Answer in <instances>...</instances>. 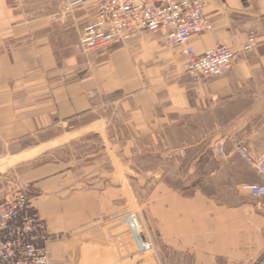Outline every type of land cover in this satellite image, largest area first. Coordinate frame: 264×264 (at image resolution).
<instances>
[{
	"label": "crops",
	"instance_id": "crops-1",
	"mask_svg": "<svg viewBox=\"0 0 264 264\" xmlns=\"http://www.w3.org/2000/svg\"><path fill=\"white\" fill-rule=\"evenodd\" d=\"M205 1L213 29L191 38L197 53L241 54L228 73L193 79L161 32L83 51L96 0H0V164L34 143H99L0 169V201L30 191L51 264H101L123 198L141 195L159 258L135 264H264V197L242 189L263 177L238 149L264 158V0Z\"/></svg>",
	"mask_w": 264,
	"mask_h": 264
},
{
	"label": "built area",
	"instance_id": "built-area-1",
	"mask_svg": "<svg viewBox=\"0 0 264 264\" xmlns=\"http://www.w3.org/2000/svg\"><path fill=\"white\" fill-rule=\"evenodd\" d=\"M82 3L83 0H70L68 7ZM205 7V0H96L95 18L84 27L80 45L87 52L109 48L142 31L161 32L164 45L182 49L184 69L190 77L224 75L239 59V51L217 44L199 54L191 43L194 35L213 29ZM256 44V34L251 32L245 49ZM238 149L263 177L262 182L243 184L242 189L254 197H264V158L253 157L243 145ZM125 236L130 238L129 244ZM109 237L121 239L125 248H133L135 252L156 251L148 225L136 212L114 222L106 232V239ZM49 238L47 224L26 187L19 188L14 198L0 201V264H51L45 246Z\"/></svg>",
	"mask_w": 264,
	"mask_h": 264
},
{
	"label": "rangeland",
	"instance_id": "rangeland-1",
	"mask_svg": "<svg viewBox=\"0 0 264 264\" xmlns=\"http://www.w3.org/2000/svg\"><path fill=\"white\" fill-rule=\"evenodd\" d=\"M98 146H99L98 138L96 137L93 138L90 137L87 139L78 138L74 140L72 143H70V145L66 146V148H62L60 150H57L58 147L46 148L45 146L37 145V143H34V145L26 148L27 150L30 151L19 153L16 156L9 159V161H7L6 163L4 162L3 164H0V169H4V167L7 164H10L11 166L16 165V161L22 158H26L21 161L22 164H26V163L37 164L42 161L55 158V156H52L53 154L55 155V153H52L54 150L60 152L58 155H56V157L62 159L66 158L68 154H71L74 151H75L74 153L77 154L79 157L88 156L93 154L96 150H99ZM139 162H140L138 165L139 168L144 170V168L146 167L145 157L139 158ZM144 182L145 181L143 180L139 181V187L141 186V183ZM131 203L132 204H130L129 196L123 198V208L121 210V213L117 217L112 219L110 222L120 221L121 219L127 218L131 212H136L141 215L142 220L146 223L145 196L144 195L138 196V202L136 203L131 202ZM124 239L125 242L129 244L130 238L128 236H125ZM143 255L159 258L157 251H149L146 253L135 252L133 248L132 249L125 248L124 242L121 239L116 240L109 237L108 239L104 240L100 262L101 264H135L136 260L143 257Z\"/></svg>",
	"mask_w": 264,
	"mask_h": 264
}]
</instances>
